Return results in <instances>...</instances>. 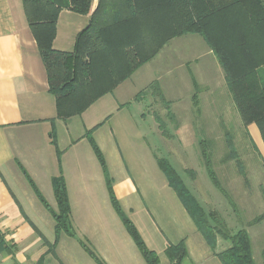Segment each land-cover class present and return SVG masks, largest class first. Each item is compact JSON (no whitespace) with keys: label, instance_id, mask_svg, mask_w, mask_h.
<instances>
[{"label":"crops","instance_id":"crops-1","mask_svg":"<svg viewBox=\"0 0 264 264\" xmlns=\"http://www.w3.org/2000/svg\"><path fill=\"white\" fill-rule=\"evenodd\" d=\"M96 5L97 0H94L87 15L70 10L60 12L53 49L73 50L77 35L88 25ZM204 45L202 55L192 60L201 75L200 78L195 74L192 76L193 90H200L198 99L203 95L210 99L213 94L225 92L223 72L211 50ZM201 61H205L204 64ZM147 63L80 116L59 120L22 1L0 0V234L3 238L0 264H96L86 254L85 242L105 264H146L141 254H125L132 247L125 235L107 233V223L100 217V206L106 202L104 190L108 194L105 176L85 134L92 130L121 209L140 212L150 203L159 207L161 195L171 188L157 166L158 157L147 140L136 135L143 141L137 146L140 166L133 168L134 156L129 142H119L111 128L114 123V128L116 124L121 131L139 130L134 127L127 100L132 97L135 100L134 90L130 93V87H136V90L150 87L149 83L136 85L142 79L138 73ZM100 102V106L92 108ZM109 102L112 108L107 109ZM106 125L108 131L103 130ZM248 128L260 138L254 125ZM51 132L56 147L51 143ZM133 173L141 180L138 184L133 180ZM59 176L66 186L72 237L63 232L55 234L52 214L38 197L40 195L49 209L56 212L52 179ZM174 196L176 218L181 219L189 230L184 237L187 259L192 257L197 262L206 263L214 256L175 193ZM161 261L159 258V263ZM166 263L169 264L167 258Z\"/></svg>","mask_w":264,"mask_h":264},{"label":"trees","instance_id":"trees-1","mask_svg":"<svg viewBox=\"0 0 264 264\" xmlns=\"http://www.w3.org/2000/svg\"><path fill=\"white\" fill-rule=\"evenodd\" d=\"M28 26L45 67L48 90L55 99L56 118L80 116L101 97L110 94L149 62L169 41L197 35L215 56L224 76L226 91L245 129L254 125L264 146V84L258 71L264 66V0H97L88 25L77 35L70 52L53 49L62 10L87 15L94 0H21ZM56 147L54 133L49 134ZM105 176L110 203L146 264H160L147 249L134 225L125 217L113 193L105 159L92 137L85 134ZM200 156L212 185L237 211L213 170L207 142L200 141ZM226 159L235 158L232 138L226 137ZM159 170L187 212L197 232L221 264H254L248 233H230L215 223L216 214L206 213L165 159L156 158ZM30 184L33 186L32 182ZM57 211L49 210L55 234L74 236L64 179H52ZM36 191L35 187H33ZM264 214L248 227L262 221ZM219 240L228 245L217 250ZM0 246L3 238L0 234ZM96 264H105L84 245ZM169 264H181L188 256L183 241L167 245ZM37 264H41L38 262Z\"/></svg>","mask_w":264,"mask_h":264},{"label":"rangeland","instance_id":"rangeland-1","mask_svg":"<svg viewBox=\"0 0 264 264\" xmlns=\"http://www.w3.org/2000/svg\"><path fill=\"white\" fill-rule=\"evenodd\" d=\"M204 51L205 45L197 35H184L169 41L138 73V77L142 76V79L136 85L149 83L150 87L146 90L130 87V93L134 90L135 100H132L133 97L128 99L127 107L133 114L134 127L139 130L121 131L116 124L114 128V123L111 128L119 142H129L130 152L134 156L133 168L140 166V151L137 146L145 138L152 152L169 163L202 209L206 213L216 214L215 223L226 227L230 233L241 229L248 233L253 263L264 264V219L247 226L253 219L264 214V146L252 128L243 127L226 87L225 92L213 94L215 97L205 99L207 96L203 95L202 99H198L200 90H193L192 76L195 74L200 78L201 75L192 60L201 56ZM258 74L264 84V66L259 69ZM101 102L92 108H97ZM110 105L109 102L106 108H112ZM103 130L108 131L109 126L106 125ZM72 133L75 134V131L72 130ZM227 134L232 138L234 154L241 166L235 158L226 159ZM200 141L207 142L213 170L221 187L231 196L237 211L210 182L200 156ZM132 175L134 182L138 184L141 181L139 176L134 173ZM161 197L159 207L150 203L140 212L136 209H122V212L134 225L147 249L162 260L160 264H167V245L184 242L189 230L181 219L176 218L177 210L173 202L176 197L173 191L167 189ZM104 199L106 202L100 206V217L107 223V233L113 236L125 235L132 246L131 251L128 250L125 254L140 256L105 190ZM84 244L97 254L90 244ZM227 245L228 243H221L219 240L217 250H222ZM181 264L221 263L215 257H210L206 263L197 262L191 257Z\"/></svg>","mask_w":264,"mask_h":264}]
</instances>
